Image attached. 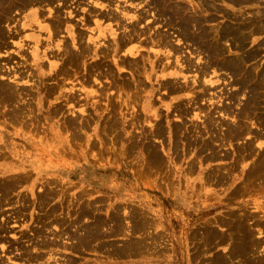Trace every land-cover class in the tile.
<instances>
[{
    "label": "rangeland",
    "instance_id": "obj_1",
    "mask_svg": "<svg viewBox=\"0 0 264 264\" xmlns=\"http://www.w3.org/2000/svg\"><path fill=\"white\" fill-rule=\"evenodd\" d=\"M21 1H24L26 6L23 4L19 9L15 8L5 13L3 12L8 6H11L10 4L15 5L16 3H22ZM112 1L114 2V0ZM112 1L109 0V2ZM140 1L142 2L140 3ZM147 1L115 0L114 3H110V8L105 0H53L51 4H46L45 1L41 2V0H0V17H5L0 24V30L2 32L6 31L5 33L8 35L6 38L8 40V47L6 48L8 49L2 46L6 50L4 52L6 54H3L4 49H0L2 52H0V66L2 64V67H4L0 69V84L2 86L6 84V87L9 85L13 89L14 87H20V90H18L20 95L15 97L16 100H14L15 102L18 101V106L13 101L12 103H10L11 101L2 102V97L0 96V157H2V159L0 158V185L2 188L5 184L8 189V194L5 193L6 190H0V193H5L4 195L1 193L2 196L0 195V203L4 201L0 204V227H4L3 230L5 231L0 234L2 239H0V264H46L48 262V264H54V262L55 264H86L88 253L97 252L101 248L112 249L115 246L117 247L118 239L130 237L137 239L138 242L136 241V244L135 241L132 242L136 248L141 250H148L151 248V243L160 242L166 248L169 247V249L175 245V252L178 255L177 259L180 260L184 254L183 260L189 262L188 253L190 252L196 254L195 258H197L198 253L201 254V264H217L219 259L228 263L226 255L230 245L222 242L228 241L231 236H236L233 234L232 226L237 224L239 214L253 215L255 219H260L264 216V180L262 181L264 164H262L261 160H258L262 159L264 154V98H262L264 96V85H262L264 84V69H262L264 68V0H207L209 3L206 0H172V2L171 0H167V2L166 0H153L154 2L149 0L151 3ZM116 2L119 3L117 4ZM168 2L171 3V10L166 7V5H169ZM175 2L178 6H183L184 15L187 13L185 15L186 20L194 18V20L189 22L191 28L190 26L187 28V32L192 33L189 36L194 38L196 35L195 41L193 39L190 40L194 42H187L189 39L185 37L184 33V36H181L179 20L174 17L175 15H172L173 7H176ZM207 3L210 5H207ZM115 5L123 9L118 7V11ZM161 5H165V8L163 6L164 10ZM153 6L156 9H153ZM56 8L58 10H55ZM109 8L111 10L115 8L114 11L116 13L119 12L118 15L122 18V22H125L122 23L123 28L130 29L131 26L129 25L131 23L141 20L138 22L139 25H137L139 29L148 27L152 32L167 33L170 39L174 41V44L181 46L184 51L181 56L192 58L191 63L193 62V64H190L191 66L188 69L186 67L183 70L186 75L191 77L190 79H196L198 82L203 79L199 82L200 84H196L199 87L201 86V88L196 86L197 90H195L197 92L195 90L189 91L187 96L171 99L170 94L166 89H163V86L155 84L154 91L145 97L150 87L148 84L146 86L145 79L141 78L140 84L137 83L135 86L133 81L136 78L130 74V69H127L126 66L124 68L123 66L119 67V64L120 66L124 65L121 62L122 58L123 60L127 59L126 61L132 60V57L123 53V51H121L122 53L120 52L121 54L109 51L111 56H107L108 58L103 57L99 53L88 55L80 59L81 61H77L78 63L75 61L74 64H69L67 59L62 56L63 52L60 50L62 48L60 46H63V44H65L64 46L67 45V48L70 47V43L71 47L72 44H76L73 45V49L69 48L71 52L74 51L73 53L88 45L93 49L96 47L98 49L107 48L108 46L112 48L114 34H119L123 28L119 26L117 31L116 27H114L116 26L113 23L114 21L111 20L110 22L113 23L111 24L109 19L105 21L107 19L98 16L99 13L102 14ZM50 11L52 12L51 14ZM155 11L157 12L155 13ZM162 11H165L166 14ZM167 12L172 13H169L171 14L169 16ZM36 13H38L37 16L35 15ZM53 15H59L63 24V19L68 18L70 20H65L68 26L62 25L63 28L59 29H62V32L57 30V32L55 31L56 36L49 38L45 27L49 25L54 28L55 18H52ZM90 16L94 20H90L91 18H88ZM158 16L163 17V19ZM201 16L205 17V19L203 20ZM166 19L167 22H165ZM168 19H172L173 23ZM126 24L128 25L126 26ZM191 24L196 27L194 28ZM197 27H199L198 30ZM13 28H16L14 32L12 31ZM201 29L202 31L205 30L204 33L207 35L209 42H215V44L219 45L221 53L215 55L217 61L220 60L219 62L222 64L224 61L235 59V57L238 58L235 60L240 59L241 64L243 63L241 65L243 70L238 72V69L239 75L235 74L238 76L232 75L230 71H226L224 68H217L216 65L212 67L206 66L207 58L205 56H207V53L200 51L199 45H201V42H196L199 38L198 36H200ZM68 30H73L77 34L82 33L84 44H81L84 46L79 44L81 46L79 48L78 42L69 38L70 31ZM191 30L194 31L191 32ZM228 30H231L235 35L224 37V33L228 32ZM194 32L195 34H193ZM87 36L88 38H86ZM149 36L143 35L141 37L142 41L139 39V42L131 44V47L142 46L143 48H139L141 51H148V47H152L151 50L159 48V46H146L143 44L144 39ZM89 37L94 40L92 44L88 41ZM109 43L111 44L109 45ZM195 43L197 44L196 46ZM100 44H102L101 47H99ZM107 44L108 46H106ZM57 45L60 49L57 48ZM32 47L33 49H31ZM53 51L55 52L53 53ZM33 53H35L36 59H33ZM159 54L163 55L164 50L163 53L160 52ZM242 55L246 56L243 57ZM112 56H115V58ZM170 56L171 58L169 59L164 57L151 58L158 66L156 73H159L158 71L165 63L170 65L168 68H171L173 72H177V69L181 70L176 63V58L174 59L171 54ZM216 56L219 57L216 58ZM143 59L141 57L139 60L142 61L144 66L145 62ZM242 59L243 61H241ZM117 60L118 66L116 65ZM51 62L57 65L54 70H50L49 64ZM97 62L101 63L100 65L98 63V67L95 69ZM4 63L5 65L3 66ZM77 64L79 67H77ZM200 64H202L201 67ZM203 64H205L207 72L202 78L199 76H201V68L205 67ZM71 66L73 69H71ZM74 67L77 68L74 69ZM212 68L213 70H211ZM192 69L195 70L193 71ZM245 70L247 71L246 73L244 72ZM198 71L199 73H197ZM67 72L72 76H69ZM243 72L245 74H242ZM55 73H59L58 75L62 77L59 76L58 79V75ZM249 73L252 74L250 75ZM246 75H250L252 78ZM22 76H24L25 80ZM245 77L248 79L247 81ZM173 79L170 81L178 84L182 82L179 76ZM239 80L243 81L249 88H243L242 85L235 82ZM201 83L203 84L201 85ZM206 87L209 88L207 89ZM216 89L222 94L219 95ZM144 90L146 93H142ZM27 91L29 92L26 93ZM30 91L32 92L30 93ZM62 91L63 93H61ZM233 92H235V97H238L237 99L233 96ZM63 94L66 96H62ZM70 95L72 97L71 101L66 100ZM194 96L199 102L194 99ZM221 96H223V99ZM62 97L66 98L63 99ZM160 97L161 99H159ZM200 97L202 98V100L200 99L201 101L199 100ZM204 97L210 100H206ZM247 97L250 98L249 101ZM251 97L255 99L252 101L255 105L251 104L252 106L250 105ZM28 99L31 100L28 101ZM158 99L164 101V103L159 102ZM124 100L126 101L124 102ZM149 101L153 103L154 111H156L158 116L161 115L153 122H151L152 117L148 114L149 112L145 110L149 109V107H145V104L147 105ZM205 101L210 102L207 103ZM27 102L32 103L29 104ZM192 104L197 107H189ZM20 105L24 107H20ZM225 105L233 110L230 116L219 112L222 109L220 107L226 108ZM14 107L15 111L12 109ZM206 107L207 110H204ZM142 108L145 109L143 110ZM168 108L169 111H167ZM247 108L252 109L253 112L244 113ZM17 110L19 114L21 113V116L17 114ZM56 111L57 113H55ZM135 111H137V116L133 117L131 113H135ZM15 112L20 118L12 114ZM180 112L184 114L185 120H182L183 115L180 121L176 119L175 116L180 118L178 116ZM164 114L171 115L169 117L171 120L169 125L163 122L165 119ZM206 114H210V116L212 114V117L209 116L210 119H207ZM235 114L238 115L236 116ZM162 117L163 120L161 122ZM212 120L215 122L209 123ZM116 121L118 123L120 121V124L116 123ZM204 121L206 122L204 123ZM113 122L117 127L111 126ZM238 122H243V128L245 122L249 128L246 129L247 126L245 125L246 130L243 129V132H241V134L244 133L243 137H240L241 134L240 136L238 135V138L237 135L234 136L236 139L234 137L228 138V135L225 136L226 126L229 128L231 125L239 124ZM206 123L211 128H207L208 125ZM174 124H177L182 130L178 133L175 132L176 125ZM210 124L213 125L210 126ZM110 126L111 128H108ZM158 127H163L164 129L162 128V130H167V133H163L160 138L155 136ZM228 128H226V131ZM246 132L247 135H245ZM152 134L153 137H151ZM218 134L220 135L218 136ZM132 136L136 144L130 150L127 146L130 143L129 137ZM150 144L154 147L156 146L159 159L161 158L158 165L150 164L146 158L150 151L148 148ZM247 144L249 145L245 148ZM249 147L253 150L249 149ZM1 154L4 155L2 156ZM258 163L261 166H259L258 172L262 175L260 177L259 174H255L253 177L250 172L255 164ZM87 170H91L94 173L90 178L86 179L84 173ZM19 176L21 179H19ZM96 176L103 181L97 183ZM260 178L261 180H259ZM241 184L242 186H240ZM254 185L256 187L260 186L256 188ZM17 186L19 187L16 188ZM247 186L248 188L246 189L245 187ZM11 187H14V189H11ZM239 187H243L242 190ZM45 189H47L46 192L53 190L52 192L54 193L52 194L50 191V197L53 200L43 206L40 205L38 193L43 194ZM252 189L257 190L254 191ZM54 194L57 195L54 197ZM51 207L56 210L55 212L53 211V215L49 213ZM83 210L88 211L86 213ZM82 212L85 213L82 214ZM97 219L104 223L99 228L105 235L95 242L90 239L91 245H79L78 248V244H76L78 243V238L82 233L85 235L86 231L89 232L87 225H91ZM255 219L252 218L250 220V225L254 223L252 220ZM118 220L119 222H117ZM222 221H225V223H222ZM252 227H254L252 228L254 238L256 235H259L256 237L264 238V230L259 225ZM259 233L262 235L261 237ZM4 236L6 240L3 239ZM35 238L39 246L41 244L40 240L50 242L47 245L48 247L45 246L47 244L45 242L44 246L46 248L44 246L42 247L43 249L41 248L42 253L46 252L43 259L38 263L27 261V259L21 261L23 260L22 254L25 248H29L30 251L34 250V252L39 249V246L37 247L35 244ZM55 238H57L56 241L52 240ZM221 238H224V240ZM5 241H8V243ZM58 243L60 244L58 245ZM70 246H76L78 250L76 248L72 249ZM33 247L34 249L32 250L31 248ZM257 247L264 252V244L257 245ZM258 248L255 249V252H258ZM66 258L74 259V261L76 259L77 261L70 263L67 262Z\"/></svg>",
    "mask_w": 264,
    "mask_h": 264
},
{
    "label": "bare ground",
    "instance_id": "obj_2",
    "mask_svg": "<svg viewBox=\"0 0 264 264\" xmlns=\"http://www.w3.org/2000/svg\"><path fill=\"white\" fill-rule=\"evenodd\" d=\"M43 1H45V3L46 4H51V2L53 1V0H41V2H43ZM64 1V0H63ZM70 1V0H69ZM104 1V0H103ZM105 1H107V4L109 5L108 7H110L111 6V4L110 3H112L113 1L112 0H110V1H112V2H109V0H105ZM116 1H118V0H116ZM134 1V0H133ZM151 1V0H150ZM153 1V0H152ZM165 1V0H164ZM205 1V0H204ZM207 1V0H206ZM231 1V0H230ZM22 3H16L15 5L14 4H10L11 6H8L6 9H5V11L3 10V12L5 13V12H7V11H10V10H13V9H15V8H17V9H19V7H21V5L23 6V4L25 3L24 1H21ZM57 2V1H56ZM98 2V1H97ZM101 2V1H100ZM109 2V3H108ZM114 2H115V0H114ZM113 2V3H114ZM142 1H140V3H141ZM147 2H149V0L147 1ZM154 2V1H153ZM161 2V1H160ZM166 2H167V0H166ZM171 2H172V0H171ZM208 2V1H207ZM106 3V2H105ZM117 4L119 3V2H116ZM149 3H151V2H149ZM155 3H156V1H155ZM154 3V4H155ZM179 3V2H178ZM209 3V2H208ZM207 3V5H210L211 4V2H210V4H208ZM19 4V5H18ZM65 4H67V3H65ZM101 4V3H100ZM153 4V3H152ZM153 4V5H154ZM156 4H158V3H156ZM155 4V5H156ZM163 4V3H162ZM167 4V3H166ZM168 4L169 5H166V7H168L167 9H169V10H171V6H170V2H168ZM174 4V3H173ZM181 4V3H180ZM183 4V3H182ZM202 4H203V1H202ZM214 4V3H213ZM18 5V6H17ZM159 5V4H158ZM157 5V6H158ZM205 5H206V2H205ZM24 6H26V4H24ZM37 6V5H36ZM152 6V5H151ZM150 6V7H151ZM156 6V7H157ZM162 6V9H163V6H164V8H165V5H161ZM160 6V7H161ZM175 8L173 7V9L174 10H172V12H173V14L172 15H175L174 17H177V19L179 20V27L181 28V36L183 37L184 35H185V37L187 38V39H189V41H187V42H194L195 40H196V35H195V39L194 38H192L191 36H189V35H191L190 33H188L187 31H188V26H190L189 25V22L191 21V20H194V18L193 19H191V20H186V17H185V15H187V13L184 15V13H183V6L182 7H180V6H178L177 4H176V2H175ZM204 6V5H203ZM119 7V6H118ZM118 7H116V5H115V8H116V10H118L117 8ZM155 6H153V9H156V8H154ZM209 7V6H208ZM111 8V7H110ZM107 9V11H105V12H103L102 14H100L99 13V15L98 16H101V17H104V19H107V20H105V21H108V19H109V22L112 20V21H114L113 23H115L114 25H116V26H114V27H116V29L119 27V26H123V22H122V18L118 15V13H116L114 10H115V8L113 9V10H111V9ZM120 8V7H119ZM186 8V7H185ZM99 9V8H98ZM120 9H123V8H120ZM158 9V8H157ZM167 9H166V11H167ZM55 10H58L57 8L55 9ZM62 10V9H61ZM161 10V9H160ZM160 10H159V12H160ZM164 10V9H163ZM185 10V9H184ZM2 11V10H1ZM60 11V10H59ZM90 11V10H89ZM99 11H100V9H99ZM119 11V10H118ZM124 11V10H123ZM158 11V10H157ZM157 11H155V13L157 12ZM211 11V10H210ZM61 12V11H60ZM88 12V11H87ZM98 12V11H97ZM121 12H122V10H121ZM158 12V13H159ZM163 12V11H162ZM172 12H169V13H172ZM204 12V11H203ZM52 12L50 11V14H51ZM56 13H57V11H56ZM90 13V12H89ZM123 13V12H122ZM157 13V14H158ZM164 14H166L165 13V11L163 12ZM168 13V12H167ZM168 13V15L170 16L171 14H169ZM1 14H2V12H1ZM161 14V13H160ZM36 16L38 15V13H36L35 14ZM59 15H60V13H59ZM59 15H53V19L55 18V24H54V22L52 21V23L54 24V28H51L49 25H46V27H45V30H47L46 32H48L47 34H48V36H49V38L51 37H53L56 33H55V31L57 32V30H58V32H62V29L61 30H59L61 27L63 28V26H68L67 24L68 23H65V20H67V19H63L64 20V24L63 23H61V19H60V16ZM65 15H66V13H65ZM90 15V14H89ZM95 15V14H94ZM121 15V14H120ZM123 15V14H122ZM159 15V14H158ZM165 16V15H164ZM66 17V16H65ZM64 17V18H65ZM92 17H93V15H92ZM95 17V16H94ZM97 17V16H96ZM144 17V16H143ZM158 17H161V16H158ZM168 17V16H167ZM174 17H173V20H174ZM189 17V16H188ZM201 17H203V16H201ZM3 18H5L4 16L1 18L0 17V24H1V22H2V20H3ZM27 18V17H26ZM40 18V17H39ZM63 18V17H62ZM89 19L91 18V16L90 17H88ZM99 18V17H98ZM162 19H163V17H161ZM171 18V17H170ZM190 18H191V16H190ZM123 19H124V17H123ZM141 19V18H140ZM196 19V18H195ZM205 19V17H203V20ZM208 19V18H207ZM11 20V19H10ZM62 20V21H63ZM68 20H70V19H68ZM87 20V19H86ZM90 20H94L93 18H91ZM100 20V19H99ZM129 20H130V18H129ZM168 20H170V22L172 21V19H168ZM198 20V19H197ZM12 21V20H11ZM105 21H104V23H105ZM141 20H138L137 22H133V23H131L129 26H131V28L129 29V28H123V30L121 29V27H120V29L122 30V32H120L119 34H114V37L112 38V48L111 47H109L108 46V44L106 45V46H108L107 48H100V49H98V47H96L95 49H93V48H91L89 45L88 46H85V47H83V48H80L81 46L79 45V44H81V43H83L84 44V42H83V40H84V36H83V34L82 33H80V34H77V33H75V32H73V30H68V31H70V34H69V38H71V39H73V41H77L78 43V45H79V48L80 49H78L77 51H76V53H73V52H71L70 51V47H71V43L69 44V46L70 47H66V46H64L65 44H63V46H60V48L58 47V45H57V48H59L62 52H63V54H62V56H64L66 59H67V61H68V63L70 64H74V62L76 61V63H78L79 62V60L80 59H82L83 57H86V56H88V55H95V54H101V55H103V57H107V56H109L110 55V52H114V53H119V54H121L122 52L121 51H123V53H125V54H127V55H130V57H132V60H128V61H126V60H123V58H122V60H121V62H122V64H124V65H121L120 66V64H119V67H122L123 66V68H124V66H126L127 67V69L129 68L130 69V74L133 76V77H135L136 79H134L135 81H133L134 82V84H135V86L137 85V83L138 84H140L139 82H141V78H144L145 80V83H146V86H147V84L148 85H150V87H149V91L147 92V94H146V96L145 97H147V95L148 94H151V92L152 91H154V86H155V84H160L161 86H163V89H166V91H168V93L170 94H168L169 96H171L170 98L171 99H176V98H178V97H180V96H187L188 95V92L189 91H194L196 88V86H197V88L199 87V85H196L197 83H199V82H201L203 79H199L200 81L198 82L196 79H190L191 77H189L188 75H186V73L184 72V68H186L187 67V69L193 64V62L191 63V59H189V58H187L188 56H181L183 53H184V51L182 50V48H181V46H179V44L177 45V44H174V41H172L171 39H170V37H169V35L167 34V33H161V32H158V31H154V32H152V30L150 29V28H148V27H146V28H144V29H139L138 27H137V25H139V23L138 22H140ZM165 21V20H164ZM177 21V20H176ZM175 21V22H176ZM196 21V20H195ZM209 21H210V19H209ZM9 22V21H8ZM66 22H68V21H66ZM165 22H167V19H166V21ZM193 22V21H192ZM198 22V21H197ZM70 23V22H69ZM111 24H113L112 22H110ZM125 23V22H124ZM172 23H173V21H172ZM167 24V23H166ZM177 24V23H176ZM7 25V24H6ZM51 25V24H50ZM63 25V26H62ZM72 25V24H71ZM102 25V24H101ZM128 24H126V26H127ZM169 25V24H168ZM174 25V24H173ZM192 25V24H191ZM1 26V25H0ZM5 26V25H4ZM18 26V25H17ZM25 26V25H24ZM53 26V25H52ZM125 26V25H124ZM193 26V25H192ZM199 26V25H198ZM200 26H201V24H200ZM73 27V26H72ZM113 27V28H114ZM194 28L196 27L195 25L193 26ZM43 29H44V27H42ZM190 28H191V26H190ZM193 28V29H194ZM198 28L199 27H197V30H198ZM202 28V27H201ZM228 28V27H227ZM16 28H13V32H14V30H15ZM18 29V28H17ZM54 29V30H53ZM89 29V28H88ZM119 29V28H118ZM118 29H117V31H118ZM19 30V29H18ZM54 32H53V31ZM90 30V29H89ZM233 30V29H232ZM17 31V30H16ZM91 31H93V30H91ZM180 31V30H179ZM189 31H190V29H189ZM194 31V30H193ZM192 30H191V32H193ZM205 31V30H204ZM204 31H202V29H201V33H200V36H198L199 38H198V40L196 41L197 43H199V42H201V45H199L200 46V48H201V50L200 51H202L203 53H207V56H205L206 58H207V60H206V66L207 65H209L210 67H212V66H215L216 65V67L217 68H224V70H228V71H230V73L232 74V75H235L236 73L239 75V73L238 72H240V71H242L243 69H242V67H241V65L243 64H241V62L239 61V60H235V59H238V58H236L235 57V59H233V60H227V61H224L222 64H221V62H219L220 60H216L215 59V55H218L219 53H221V49H220V47H219V45L218 44H215V42L214 43H211V42H209V40L207 39V35L204 33ZM6 32V31H5ZM4 31L2 32L1 30H0V49L2 48V46L5 48V49H8V48H6V47H8V40L6 39L7 38V36L8 35H6V33H5ZM8 32V31H7ZM10 32V31H9ZM116 32V31H115ZM199 32V31H198ZM207 32V31H206ZM238 32V31H237ZM36 33H37V31H36ZM183 33H184V35H183ZM92 34V33H91ZM193 34H195V32L193 33ZM208 34V33H207ZM211 34V33H210ZM225 34V36L222 34V36H224V37H228V35H235V34H233L232 33V31L231 30H228V32H225L224 33ZM85 35V34H84ZM93 35V34H92ZM105 35H106V33H105ZM143 35H145V36H147V35H150L149 37H144L145 39H144V43L143 44H145L146 46H159V48H155V47H153V48H155V49H153V50H151L152 49V47H148V51H141L139 48L140 47H142V46H140V47H131V44H133V43H136V42H139V39L141 40V37L143 36ZM198 35H199V33H198ZM209 35V34H208ZM237 35V34H236ZM56 36V35H55ZM93 36H95V35H93ZM179 36V35H178ZM236 37V36H235ZM86 38H88V36L86 37ZM186 38H183V39H186ZM209 38V37H208ZM210 38H211V36H210ZM237 38V37H236ZM194 40V41H190V40ZM240 40H241V37H240ZM12 41V40H11ZM89 42H91V44H92V42H94V40H92V38H90L89 37V40H88ZM100 41V40H99ZM142 41V40H141ZM211 41V40H210ZM101 42V41H100ZM75 43V42H74ZM107 43H108V41H107ZM10 44V43H9ZM48 44V43H47ZM68 44V43H67ZM83 44H81V45H83ZM96 44V43H95ZM104 44V43H103ZM111 43H109V45H110ZM137 44V43H136ZM142 44V45H143ZM12 45V44H11ZM62 45V44H61ZM73 45H76V44H72V49H73ZM94 45V44H93ZM101 45L102 44H100V46L99 47H101ZM192 45V44H191ZM197 44L195 43V46H196ZM84 46V45H83ZM97 46V45H96ZM194 46V45H193ZM194 46V47H195ZM9 47H11V46H9ZM145 47V46H144ZM4 48H2V49H4ZM143 48V47H142ZM4 49V51H3V54H6V53H4V52H6V50ZM10 49V48H9ZM31 49H33V47L31 48ZM45 49V48H44ZM199 49V48H198ZM43 50V49H42ZM163 50H164V54L162 55V54H159L160 52L161 53H163ZM187 50V49H186ZM191 50V49H190ZM8 51V50H7ZM60 51V52H61ZM110 51V52H109ZM196 51V53H197V49L195 50ZM1 52V51H0ZM18 52V51H17ZM55 51H53V53H54ZM57 52V51H56ZM121 52V53H120ZM202 52H200V53H202ZM2 53V52H1ZM0 53V54H1ZM52 53V54H53ZM251 53V52H250ZM35 53H33V56H34V58L33 59H36V56L34 55ZM51 54V53H50ZM60 54V53H59ZM170 54L174 57V59L176 58V63L178 64V66L180 67V69L181 70H178L177 68V72H173L172 70H171V68H168V67H170V65L168 64V63H165L164 65H162V68H160V70L158 71L159 73H156L157 72V68H158V66L156 65V62H154V61H152V57L154 58V59H156V58H160V57H164V58H166V59H169V58H171V56H170ZM188 54V53H187ZM191 54H192V52H191ZM20 55V54H19ZM29 55V54H28ZM49 55V54H48ZM124 55V54H123ZM122 55V56H123ZM221 55V54H220ZM247 55V54H246ZM246 55H244V56H246ZM2 56V55H1ZM54 56V55H53ZM111 56V55H110ZM243 56V55H242ZM243 56V57H244ZM255 56V55H254ZM20 57H24V56H20ZM51 57H52V55H51ZM56 57V56H55ZM58 57H59V55H58ZM113 58H115V56H112ZM141 57H143L144 59V62H145V64H147V65H145L144 64V66H143V63H142V61L141 60H139ZM180 57H184V58H180ZM219 57V56H218ZM217 56H216V58H218ZM240 57V56H239ZM60 58V57H59ZM88 58V57H87ZM108 58V57H107ZM179 58H180V60H179ZM196 58V57H195ZM26 59V58H25ZM53 60H55L54 58H52ZM61 59V58H60ZM106 59V58H105ZM32 60V59H31ZM43 60V59H42ZM159 60V59H158ZM164 60V59H163ZM198 60H201V59H198ZM10 61V60H9ZM22 61V60H21ZM63 61H65V60H63ZM78 61V62H77ZM81 61V60H80ZM86 61H88V60H86ZM99 61H102V60H99ZM165 61V60H164ZM167 61H169V60H167ZM202 61V60H201ZM200 61V62H201ZM241 61H243V59L241 60ZM249 61V60H248ZM11 62V61H10ZM25 62V61H24ZM45 62V61H44ZM160 62V61H159ZM158 62V63H159ZM197 62V61H196ZM195 62V63H196ZM31 63V62H30ZM76 63H75V65H76ZM82 63V62H81ZM81 63H79V64H81ZM98 63L99 62H97V66H95V69H96V67H98ZM101 63V62H100ZM100 63H99V65H100ZM120 63V62H119ZM161 63H162V61H161ZM19 64V63H18ZM63 64V63H62ZM61 64V65H62ZM118 64V60L116 61V65ZM127 64V65H126ZM191 64V65H190ZM5 65V63L3 64V66ZM7 65V64H6ZM50 65V70H54V68H56L57 67V65L56 64H54V63H50L49 64ZM78 65V64H77ZM201 65L202 64H200V67H201ZM26 66V65H25ZM36 66V65H35ZM118 66V65H117ZM199 66V65H198ZM203 66H205V64H203ZM206 66L205 67H202L201 68V76H199V77H204L203 75L204 74H206ZM2 64H1V66H0V69H3L4 67H2ZM24 67V66H23ZM22 67V69H24ZM31 67H32V65H31ZM59 67H61V66H59ZM77 67H79V65L77 66ZM76 67V68H77ZM125 67V68H126ZM161 67V66H160ZM6 68V67H5ZM7 68H9V67H7ZM11 68V67H10ZM9 68V69H10ZM63 68V67H62ZM69 68V67H68ZM68 68H66V69H68ZM75 67H74V69H76ZM100 68V67H99ZM122 68V69H123ZM196 68H197V66H196ZM209 68V67H208ZM214 68V67H213ZM213 68L211 69V70H213ZM249 68V67H248ZM251 68H252V66H251ZM14 69V68H13ZM21 69V70H22ZM59 69V68H58ZM61 69V68H60ZM71 69H73L72 68V66H71ZM140 69H142V70H140ZM174 69V68H173ZM191 69V68H190ZM199 69V68H198ZM238 69H239V71H238ZM250 69V68H249ZM262 69H264V68H262ZM20 70V71H21ZM62 70H64V69H62ZM69 70V69H68ZM193 71L195 70V69H192ZM200 70V69H199ZM209 70V69H208ZM223 70V69H222ZM255 70V69H254ZM261 70V69H260ZM6 71H7V69H6ZM15 71V70H14ZM58 71V70H57ZM61 71V70H60ZM67 71V70H66ZM187 71V70H186ZM238 71V72H237ZM27 72V71H26ZM34 72V71H33ZM64 72V71H63ZM70 72H73V71H70ZM245 73L247 72L246 70L244 71ZM242 73V74H245V73ZM249 72V71H248ZM259 73H260V71H258ZM17 73H19V72H17ZM22 73V72H21ZM192 73V72H191ZM197 73H199V71L197 72ZM212 73H213V71H212ZM229 73V74H230ZM258 73V74H259ZM20 74V73H19ZM23 74V73H22ZM24 74H25V72H24ZM56 74V73H55ZM59 73H57L56 75H58ZM61 74H64V73H61ZM67 74L69 75V76H72V75H70L68 72H67ZM159 74V75H158ZM209 74H210V71H209ZM250 75L252 74V73H249ZM30 75V74H29ZM67 75V76H68ZM189 75H191L190 73H189ZM208 75V74H207ZM238 75H235V76H238ZM250 75H246V76H250ZM59 76H61V75H58V79H59ZM129 76V75H128ZM180 77L181 79L180 80H182V82H180V80L179 79H177V81L179 80V84L178 83H174V82H172V81H170V80H174L173 78H177V77ZM192 76H194V75H192ZM253 76V75H252ZM254 76H255V74H254ZM20 77V76H19ZM24 76H22V78H23ZM55 77H57V76H55ZM62 77V76H61ZM138 77H139V80H138ZM234 77V76H233ZM240 77V76H239ZM242 77V76H241ZM251 77V76H250ZM25 78H26V76H25ZM64 78V77H63ZM68 79H69V77H67ZM236 78V77H235ZM234 78V79H235ZM243 78V77H242ZM252 78V77H251ZM15 79V78H14ZM13 79V80H14ZM24 79V78H23ZM33 79V78H32ZM61 79V78H60ZM70 79H71V77H70ZM125 79H127V78H125ZM128 79H129V77H128ZM245 79H246V81L248 80L246 77H245ZM257 79H259V78H257ZM19 80V79H18ZM17 80V81H18ZM20 80H22L21 78H20ZM25 80V79H24ZM51 80V79H50ZM49 80V81H50ZM62 80V79H61ZM16 81V82H17ZM129 81H131V80H129ZM233 81V80H232ZM250 81V80H249ZM258 81V80H257ZM15 82V83H16ZM34 82V81H33ZM54 82V81H53ZM52 82V83H53ZM235 82H238L237 84H240V85H242V87L243 88H249V86L247 87V85L246 84H244L243 83V81H235ZM251 82V81H250ZM59 83V82H58ZM132 83V82H131ZM143 83V82H142ZM144 83V84H145ZM246 83V82H245ZM247 83H249V82H247ZM256 83V82H255ZM263 83V82H262ZM8 84V83H7ZM51 84V83H50ZM126 84H128V83H126ZM125 84V85H126ZM200 84V83H199ZM203 83H201V85H202ZM257 84H259V83H257ZM6 85V84H5ZM5 85H3L2 86V84H0V96L2 97V102L3 101H7V102H10V103H12V101L13 102H15L14 100H16V98L15 97H19V95H20V93L18 92V90H20L19 88L20 87H14V89L13 88H11V86H5ZM125 85H124V87H125ZM129 85V84H128ZM205 85V84H204ZM232 85V84H231ZM234 85V84H233ZM250 85H252V84H250ZM262 85H264V84H262ZM111 86H112V84H111ZM131 86H133V85H131ZM206 86V85H205ZM205 86H203V87H205ZM253 86V85H252ZM251 86V87H252ZM257 86V85H256ZM25 87V86H24ZM32 87V86H31ZM34 87V86H33ZM128 87H130V86H128ZM211 87V86H210ZM255 87V86H254ZM22 88V87H21ZM27 88V87H26ZM48 88V87H47ZM51 88V87H50ZM64 88V87H63ZM131 88V87H130ZM139 88H140V86H139ZM199 88H201V86L199 87ZM207 88V87H206ZM209 88V87H208ZM207 88V89H208ZM241 88V87H240ZM52 89V88H51ZM54 89V88H53ZM128 89V88H127ZM141 89V88H140ZM147 89V88H146ZM206 89V90H207ZM218 89V88H217ZM216 89V90H217ZM220 89V88H219ZM254 89V88H253ZM260 89V88H259ZM48 90V89H47ZM50 90V89H49ZM62 90H64V89H62ZM102 90V89H101ZM131 90H134V89H131ZM130 90V91H131ZM162 90V89H161ZM197 90V89H196ZM195 90V91H196ZM203 90V89H202ZM206 90H205V93H206ZM213 90H215V88H213ZM250 90V89H249ZM264 90V89H263ZM25 91H26V89H25ZM24 91V92H25ZM58 91V90H57ZM57 91H56V93H57ZM92 91V90H91ZM129 91V92H130ZM163 91H165V90H163ZM208 92H209V90H207ZM218 91V93H219V90H217ZM223 91V90H222ZM254 91V90H253ZM259 91V90H258ZM29 91H27L26 93H28ZM32 91H30V93H31ZM72 92V91H71ZM93 92V91H92ZM96 92V91H95ZM162 92V91H161ZM160 92V93H161ZM197 92V91H196ZM240 92V91H239ZM255 92V91H254ZM22 93V92H21ZM25 93V94H26ZM61 93H63V91L61 92ZM66 93V92H65ZM142 93H146L145 92V90H144V92H142ZM164 93V92H163ZM193 93V92H192ZM204 93V92H203ZM217 93V94H218ZM224 93V92H223ZM229 93V92H228ZM227 93V94H228ZM231 93V92H230ZM234 93L235 92H233V96L235 97V95H234ZM241 93V92H240ZM248 93H250V92H248ZM253 93V92H252ZM258 93H262V92H258ZM139 94V93H138ZM195 94V93H194ZM220 94H222V93H219V95ZM263 94V93H262ZM261 94V95H262ZM22 95V94H21ZM33 95V94H32ZM136 95V94H135ZM159 95V94H158ZM158 95H157V98H158ZM162 95V94H161ZM198 95V94H197ZM205 95V94H204ZM203 95V96H204ZM210 95V94H209ZM214 95H215V93H214ZM219 95H217V96H219ZM226 95V94H225ZM225 95H224V97H225ZM228 95H230V94H228ZM227 95V96H228ZM237 95H239V94H237ZM257 95H259V94H257ZM257 95H256V97H257ZM264 95V94H263ZM23 96V95H22ZM62 96H66V95H62ZM131 96V95H130ZM139 96V95H138ZM137 96V97H138ZM155 96H156V94H155ZM154 96V97H155ZM167 96V95H166ZM201 96V95H200ZM206 96V95H205ZM207 96H208V94H207ZM216 96V97H217ZM24 97V96H23ZM26 97V96H25ZM59 97H61V96H59ZM168 97V96H167ZM202 97V96H201ZM199 98V100L201 99L202 100V98ZM211 97V96H210ZM214 97V96H213ZM222 97V99H223V96H221ZM33 98V97H32ZM37 98V97H36ZM47 98V97H46ZM51 98V97H50ZM49 98V99H50ZM63 99H65L66 97H62ZM72 97H71V95L69 96V97H67L66 98V100H70ZM139 98V97H138ZM205 98V97H204ZM218 98V97H217ZM217 98H215L216 100H218ZM226 98V97H225ZM224 98V99H225ZM236 98V97H235ZM238 98V97H237ZM236 98V99H237ZM248 98V97H247ZM252 98V97H251ZM262 98H264V96L262 97ZM23 99H25V98H23ZM34 99V98H33ZM135 99V98H134ZM143 99V98H142ZM146 99V98H145ZM159 99H161V97L159 98ZM158 99V100H159ZM194 99H196V97L194 96ZM206 100L207 99H209V98H205ZM213 99V98H212ZM211 99V100H212ZM214 99V100H215ZM249 99L250 98H248L247 100L249 101ZM19 100V99H18ZM31 99H28V101H30ZM51 100V99H50ZM155 100H157V99H155ZM162 100H163V98H162ZM162 100H159V102H161V103H164V101H162ZM166 100V99H165ZM185 100V99H184ZM183 100V101H184ZM200 100V101H201ZM204 100V99H203ZM210 100V99H209ZM232 100H234V99H232ZM246 100V101H247ZM255 99L254 98H252L251 99V103H250V105L251 104H254L252 101H254ZM65 101V100H64ZM71 101V100H70ZM74 101V100H73ZM72 101V102H73ZM126 100H124V102H125ZM167 101V100H166ZM187 101H190V100H187ZM187 101H186V103H187ZM195 101V100H194ZM196 101H197V99H196ZM236 101V100H235ZM234 101V102H235ZM18 102V101H17ZM17 102H15V105L17 104ZM20 102V101H19ZM75 102H76V100H75ZM109 102H110V100H109ZM128 102V101H127ZM156 102H158V101H156ZM191 102L192 103H194L192 100H191ZM197 102H199V101H197ZM205 102H207V101H205ZM210 102V101H209ZM209 102H207V103H209ZM212 102V101H211ZM216 102V101H215ZM221 102V101H220ZM233 102V101H232ZM27 103H29V102H27ZM30 103H32V102H30ZM29 103V104H30ZM70 103V102H69ZM116 103V102H115ZM180 103V102H179ZM223 103V102H222ZM231 103V102H230ZM257 103H260V102H257ZM5 104V103H4ZM72 104V103H71ZM77 104H79V102H77ZM112 104H113V102H112ZM134 104H135V102H134ZM213 104H214V101H213ZM212 104V105H213ZM215 104H217V103H215ZM232 104V103H231ZM235 104H236V102H235ZM245 104V103H244ZM247 104V103H246ZM26 105V104H25ZM69 105V104H68ZM130 105V104H129ZM139 105V104H138ZM141 105V104H140ZM249 105V104H248ZM249 105V106H250ZM255 105V104H254ZM17 106H18V104H17ZM22 105H20V107H21ZM157 106V105H156ZM177 106V105H176ZM194 106H196V105H194ZM193 106V104H192V106H189V107H194ZM202 106V105H201ZM252 106V105H251ZM250 106V107H251ZM258 106V105H257ZM256 106V107H257ZM22 107H24V106H22ZM138 107V106H137ZM145 107H149V109L147 110V109H145V108H142L143 110L145 109L146 110V112H149L148 114H150V116L152 117V119H151V122H153V120H156V119H158V117H160V116H158V114L156 113V111H154V106H153V103L151 102V101H149V103L146 105L145 104ZM178 107H181V106H178ZM197 107V106H196ZM203 107V106H202ZM208 107V106H207ZM207 107H206V109H204V110H207ZM225 107H226V105H225ZM242 107H244V106H242ZM135 108V107H134ZM177 108V107H176ZM201 108V107H200ZM200 108H198V109H200ZM220 108H222L221 109V111L219 110V112L221 113L222 112V114L224 113L225 115H227V116H230V113H231V111H233V110H231L232 108H229V107H226V108H224V107H220ZM246 108V107H245ZM13 109V111H15L14 109H15V107L14 108H12ZM11 109V110H12ZM172 109V108H171ZM174 109H175V107H174ZM195 109V108H194ZM197 109V110H198ZM218 109H219V107H218ZM11 110H9V111H11ZM84 110V109H83ZM82 110V111H83ZM87 110V109H86ZM190 110V109H189ZM191 110H193V109H191ZM200 110H202V109H200ZM199 110V111H200ZM212 110V109H211ZM236 110V109H235ZM242 110V109H241ZM20 111H21V108H20ZM24 111V110H23ZM22 111V112H23ZM26 111V110H25ZM138 111V110H137ZM137 111H135V113H131L132 114V116L133 117H136L137 116ZM167 111H169V108L167 109ZM174 111V110H173ZM188 111V110H187ZM193 111H195V110H193ZM198 111V112H199ZM217 111V110H216ZM17 112V114L18 115H20L19 114V112H18V110L16 111ZM16 112L15 113H12V114H14V115H17L16 114ZM84 112V111H83ZM87 112V111H86ZM176 112V111H175ZM206 112V111H205ZM204 112V113H205ZM211 112V111H210ZM238 112V111H237ZM236 112V113H237ZM243 112V111H242ZM250 112H253V110L252 109H245L244 110V113H250ZM6 113H8V112H6ZM10 113V112H9ZM55 113H57V111L55 112ZM110 113V112H109ZM108 113V114H109ZM112 113V112H111ZM114 113V112H113ZM166 113H168V112H166ZM219 113V114H220ZM22 114H24V113H22ZM116 114V113H115ZM114 114V115H115ZM144 114V113H143ZM172 114V113H171ZM175 114V113H174ZM173 114V115H174ZM180 115H178V116H180V118H177V116H175L176 117V119H178L179 121H180V119H181V116L183 117V119L182 120H185V118H184V114L183 113H179ZM186 114V113H185ZM188 114V113H187ZM195 115H196V113H194ZM194 114H192V115H194ZM253 114V113H252ZM251 114V115H252ZM6 115V114H5ZM9 115V114H8ZM17 115V116H18ZM111 115H113V114H111ZM165 115V114H164ZM221 115V114H220ZM236 115V114H235ZM238 115V114H237ZM236 115V116H237ZM244 115V114H243ZM17 116H16V118H17ZM21 116V115H20ZM171 116V115H170ZM168 114H166L165 115V119H164V121L163 122H165V124L166 125H169V123H170V119H169V117H170ZM200 116V115H199ZM205 116V115H204ZM206 116H207V119L209 118V116H210V114L208 115V114H206ZM223 116V115H222ZM19 117V116H18ZM76 117V116H75ZM110 117V116H109ZM187 117H188V115H187ZM186 117V118H187ZM210 117H212V114H211V116ZM245 117V116H244ZM20 118V117H19ZM77 118V117H76ZM113 118V117H112ZM114 118H115V116H114ZM113 118V119H114ZM118 118V117H117ZM231 118V117H230ZM234 118V117H233ZM236 118V117H235ZM246 118V117H245ZM244 118V119H245ZM200 119V118H199ZM205 119V118H204ZM210 119V118H209ZM213 119V118H212ZM237 119H238V117H237ZM241 119H242V117H241ZM74 120H75V118H74ZM109 120V119H108ZM111 120V119H110ZM115 120H116V118H115ZM134 120H135V118H134ZM137 120V119H136ZM160 120V119H159ZM162 120H163V117H162V119H161V122H162ZM206 120V119H205ZM247 120V119H246ZM251 120V119H250ZM132 121V120H131ZM208 121V120H207ZM211 121V120H210ZM73 122V121H72ZM76 122H77V120H76ZM75 122V123H76ZM110 122V121H109ZM178 122V121H177ZM206 121H204V123H205ZM213 122H215L214 120H212V122H209V123H213ZM235 122V121H234ZM237 122V121H236ZM116 123H118L117 121H116ZM131 123V122H130ZM133 123V122H132ZM182 123V122H181ZM239 124H236V125H231V124H228V125H231V126H229V128L226 126V128H228V130L226 131V128H225V132H226V134H225V136L226 135H228L229 137L228 138H230V137H234V136H236L237 135V138L240 136V134H241V132H243V129H245V125H246V123L244 122V128H243V122L242 123H240V122H238ZM73 124H74V122H73ZM118 124H120V121H119V123ZM157 124V123H156ZM161 124V123H160ZM163 124V123H162ZM165 124H164V126H165ZM184 124H186L185 122H184ZM207 125H208V127L207 128H211V127H209V124L208 123H206ZM215 124V123H214ZM225 124H226V122H225ZM234 124V123H233ZM72 125V124H71ZM75 125V124H74ZM108 125V124H107ZM109 125H110V123H109ZM158 125V124H157ZM174 125H176V128H175V132H179L180 130H182L177 124H174ZM179 125H182V124H179ZM206 125V126H207ZM211 125H213V124H210V126ZM217 126H218V124H216ZM216 125H214L215 127H216ZM220 125V124H219ZM111 126H115V123L113 122V124L111 125ZM111 126L110 127H108V128H111ZM162 126V125H161ZM160 126V127H161ZM182 126H184V125H182ZM206 126H205V128H206ZM247 126V125H246ZM75 127V126H74ZM115 127H117V126H115ZM136 127V126H135ZM138 127V126H137ZM155 127H157V126H155ZM168 127V126H167ZM220 127H221V125H220ZM163 128V127H162ZM162 128H157V132L155 133V136L156 137H161L162 135H163V133L165 134V133H167V130L165 129V130H162ZM183 128V127H182ZM218 128V127H217ZM248 128V126L246 127V129ZM112 129H113V127H112ZM135 129V128H134ZM159 129V130H158ZM164 129V128H163ZM212 129H213V126H212ZM216 129V128H215ZM245 129V130H246ZM249 129V128H248ZM106 130V129H105ZM149 130V129H148ZM155 130H156V128H155ZM154 130V131H155ZM220 130H221V128H220ZM224 130V129H223ZM244 130V131H245ZM250 130H251V128H250ZM210 131V130H209ZM214 131V130H213ZM216 131V130H215ZM153 132V131H152ZM247 132H248V130H247ZM247 132H246V134L245 135H247ZM250 132V131H249ZM140 133H141V131H140ZM146 133V132H145ZM177 133H175V134H177ZM186 133V132H185ZM189 134V133H188ZM217 134V133H216ZM244 134V133H243ZM243 134H241V136L240 137H243ZM250 134H251V132H250ZM220 134H218V136H219ZM239 135V136H238ZM244 135V136H245ZM139 136H140V134H139ZM151 136V135H150ZM222 136V135H221ZM151 137H153V134H152V136ZM254 137V136H253ZM253 137H251V138H253ZM132 138H133V136L132 137H129V144H128V149H130V150H132L133 149V147L135 146V144L136 143H134V138H133V140H132ZM217 138V137H216ZM218 138H220V137H218ZM225 138H227V137H225ZM227 138V139H228ZM235 139H236V137H234ZM142 139V138H141ZM148 139V138H147ZM222 139V138H221ZM136 140V139H135ZM139 140H140V138H139ZM138 140V141H139ZM150 140H151V138H150ZM233 140V139H232ZM252 140V139H251ZM250 140V141H251ZM254 140H255V138H254ZM259 140V139H258ZM137 141V140H136ZM135 141V142H136ZM149 141V140H148ZM221 141H223V140H221ZM253 141V140H252ZM150 142H152V141H150ZM248 143H250V142H248ZM149 144V143H148ZM152 144V143H151ZM148 145V148H149V153H148V156L146 157L147 158V160H148V162L150 163V164H152V165H158V163H159V160L161 159H159V156H158V153H157V151H156V146L154 147L153 145ZM251 144V143H250ZM141 145V144H140ZM208 145V144H207ZM248 145L249 144H247L246 146H245V148L246 147H248ZM252 145V144H251ZM250 145V146H251ZM204 146H205V144H204ZM213 146V145H212ZM211 146V147H212ZM252 147V146H251ZM251 147H249V149H251ZM210 148V147H209ZM244 148V147H243ZM252 148H254V147H252ZM205 149V148H204ZM207 150V149H206ZM244 150V152H246V150L245 149H243ZM251 150H253V149H251ZM211 151V150H210ZM249 151V150H248ZM255 151V150H254ZM263 151H264V149H263ZM214 152V151H213ZM244 152H243V154H244ZM253 152V151H252ZM251 152V153H252ZM260 152V151H259ZM250 154V153H249ZM260 154V153H259ZM263 154V153H262ZM2 156L4 155V154H1ZM212 155V154H211ZM214 155H215V152H214ZM251 155H255V154H251ZM261 155V154H260ZM218 156V155H217ZM250 156V155H249ZM263 157H262V159H258V160H261L262 161V164H264V154L262 155ZM245 157V156H244ZM248 157V156H247ZM260 157V156H259ZM1 159H2V157H0ZM94 158V157H93ZM211 158V157H210ZM257 158V157H256ZM244 159V158H243ZM147 162V161H146ZM147 162V163H148ZM255 162V161H254ZM254 162H253V165H254ZM258 162V161H257ZM260 162V161H259ZM252 165V166H253ZM260 165H261V162H260ZM259 163L258 164H255V166L253 167V169H252V171L250 172V174H251V176H253L254 177V175L255 174H259L260 175V177H261V175L262 174H260L259 172H258V169H259ZM261 167V166H260ZM264 167V166H263ZM146 168V167H145ZM262 170V169H261ZM247 172H248V170H247ZM94 172H92L91 170H87V171H85V175H84V177L87 179V178H90L91 177V175L93 174ZM249 173V172H248ZM246 174V173H245ZM258 175V176H259ZM264 175V174H263ZM246 176H247V174H246ZM17 177V176H16ZM20 177V176H19ZM210 178H212L211 176H209ZM214 178H217L216 176H213ZM221 177V176H220ZM252 177V178H253ZM263 177V176H262ZM6 178H8V177H6ZM5 178V179H6ZM12 178H14V177H12ZM11 178V179H12ZM18 178V177H17ZM100 177H98V176H96V181H97V183L98 182H102L103 180L100 178ZM223 178V177H222ZM252 178H251V180H252ZM264 178V177H263ZM262 178V181L264 180ZM9 179H10V177H9ZM15 179V178H14ZM19 179H21V177L19 178ZM220 179V178H219ZM246 179V178H245ZM209 180V179H208ZM221 181H222V179H220ZM248 180V179H247ZM246 180V181H247ZM254 180V179H253ZM259 180H261V178L259 179ZM14 181H17V180H14ZM245 181V182H246ZM255 181V180H254ZM257 181H258V177H257ZM13 182V181H12ZM219 182V181H218ZM250 182V181H249ZM248 182V183H249ZM256 182V181H255ZM264 182V181H263ZM19 183V182H18ZM254 183V182H253ZM3 184V183H2ZM11 184V183H10ZM14 184H15V182H14ZM14 184H12V185H14ZM20 184V183H19ZM255 184V183H254ZM256 184H258V183H256ZM6 185H7V183H6ZM15 185H17V183L15 184ZM3 186H5V184L3 185ZM2 186V188H1V185H0V190L1 191H3V190H6L5 191V193H7L8 191V189H7V186H5V187H3ZM20 186V185H19ZM19 186H17L16 188H18ZM240 186H242V184L240 185ZM244 186V185H243ZM245 186H246V184H245ZM250 186V185H249ZM260 186V185H259ZM258 186V187H259ZM10 187V186H9ZM21 187V186H20ZM254 187H256L255 185H254ZM253 187V188H254ZM258 187H256V188H258ZM238 188V187H237ZM239 188H241V190H242V188L243 187H239ZM246 189L248 188V186L247 187H245ZM10 189V188H9ZM11 189H14V187L12 188L11 187ZM51 189V188H50ZM49 189V190H50ZM53 189V188H52ZM54 190V189H53ZM52 190V191H53ZM237 190V189H236ZM239 190V189H238ZM245 190V189H244ZM252 190H254V189H252ZM257 190V189H256ZM256 190H254V191H256ZM47 191V189H45V191H43V194H40V193H38L39 194V201L41 202V204L40 205H43V206H45V205H47V203H49V201L51 200H53V199H51V197H50V191L49 192H46ZM51 191V192H52ZM246 191V190H245ZM11 192V191H10ZM38 192H40V191H38ZM56 192V191H55ZM236 192V191H235ZM235 192H233L234 194H235ZM240 192V191H239ZM239 192H237V193H239ZM242 192V191H241ZM244 192V191H243ZM2 193V195H4L3 194V192H1ZM1 193H0V195H1ZM54 192H52V194H53ZM60 193V192H59ZM8 194V193H7ZM242 194V193H241ZM244 194V193H243ZM246 194V193H245ZM1 195V196H2ZM9 195H10V193H9ZM57 194H54V197L56 196ZM59 195V194H58ZM233 196V195H232ZM232 196H231V198H232ZM239 196V195H238ZM6 197H8V196H6ZM3 198V197H2ZM52 198H53V196H52ZM5 199V198H4ZM33 199V198H32ZM258 201V200H257ZM4 202V201H3ZM2 202V203H3ZM2 203H0V204H2ZM58 204V203H57ZM56 204V205H57ZM59 205V204H58ZM65 205V204H64ZM40 207V206H39ZM42 207V206H41ZM253 209V208H252ZM86 210V209H85ZM85 210H83V211H85ZM53 211L55 212L56 210H55V208L54 207H51V209H50V211H49V213H51L52 215H53ZM88 211V210H87ZM87 211H85L86 213H87ZM57 212H58V209H57ZM85 212H82V214L83 213H85ZM90 212V211H89ZM48 213V212H47ZM90 214V213H89ZM85 215V214H84ZM59 216V215H58ZM46 217H47V215H46ZM51 217V216H50ZM49 217V218H50ZM52 218V217H51ZM57 218V217H56ZM114 218V217H113ZM252 218H254L255 219V217L253 216V215H248V214H239V217L237 218V224L236 225H233L232 226V230H233V234L234 235H236L235 237L234 236H231V237H229V239H228V241H225V242H222V243H226V244H229L230 245V248H229V251H228V257H227V261H228V263H225L222 259H219L218 260V262H217V264H230V262H231V260H234V257H237L236 259H237V261L235 262L234 261V263L236 264H264V253L262 254L263 255V257L262 256H258V257H256V253H260L261 254V249L259 250V246L257 247V245H261V243L263 242V241H257L258 239L257 238H259V237H257L256 238V236H259V235H256L255 236V238H254V234H253V229L252 228H254V227H252V226H254V225H259L260 226V228L261 229H263L264 230V216H262L260 219H255V220H252L254 223V225L252 224V225H250V220L252 219ZM62 219V218H61ZM57 220H59V219H57ZM144 220V219H143ZM55 221V220H54ZM60 221V220H59ZM148 221H149V219H148ZM251 221V222H252ZM61 222V221H60ZM63 222V221H62ZM61 222V223H62ZM117 222H119V220L117 221ZM145 222V221H144ZM153 222V221H152ZM64 223V222H63ZM138 223V222H137ZM222 223H225V221H222ZM102 224H104L102 221H100V219L98 220H94L93 221V223H91V225L89 224V225H87V229L88 230H90L89 232H87L86 230V234L84 235L83 233H82V235L78 238V243H76V244H78L77 246H78V248H79V245H91L90 244V239H92V241L93 242H95V241H98L99 239H101V238H103V236L105 235L101 230H100V225H102ZM135 225H137V224H135ZM141 225V224H140ZM145 226V225H144ZM102 227V226H101ZM258 227V226H257ZM86 228V227H85ZM138 228H140V226H138ZM4 227H0V234H1V232H5L4 230ZM118 229V228H117ZM123 230V229H122ZM255 230V229H254ZM101 231V232H100ZM113 231V230H112ZM114 231H115V229H114ZM262 231V230H261ZM260 231V232H261ZM258 233V232H257ZM38 234V233H37ZM76 234V233H75ZM232 234V235H233ZM256 234V233H255ZM260 234V233H259ZM238 235V236H237ZM39 236V235H38ZM37 236V237H38ZM73 236H75V235H73ZM79 236V235H78ZM262 235L260 234V237H261ZM7 237V236H6ZM42 237H43V235H42ZM56 237H58L57 235H56ZM77 237V236H76ZM20 238V237H19ZM40 238V237H39ZM59 238V237H58ZM73 238V237H72ZM1 239V238H0ZM3 239H5L6 240V238H5V236H4V238ZM36 239V238H35ZM43 239V238H42ZM222 240H224V238H221ZM264 239V238H263ZM2 240V239H1ZM52 240H57V238H55V239H52ZM75 240H76V238H75ZM47 241V240H46ZM46 241H43V240H40V242H41V244H40V246L39 245H37V239H36V245H37V247L39 246V249L37 250V252L35 251L34 252V247L33 248H31L33 251H30L29 250V248L27 249V248H25V250H24V252H23V260H21V261H24V260H26L27 259V261H33V262H36V263H38V262H40L42 259H43V257H44V255H45V253H42L41 252V248L45 245V242ZM59 241V240H58ZM5 242H7L8 243V241H5ZM14 242V241H13ZM51 242H53V241H51ZM60 242V241H59ZM38 243H39V241H38ZM47 244L45 245V246H47L48 245V243H50L49 241L48 242H46ZM54 243V242H53ZM12 244H14V243H12ZM11 244V245H12ZM52 244V243H51ZM51 244H50V246H51ZM60 243H58V245H59ZM75 244V243H74ZM233 244V245H232ZM4 245V244H3ZM55 245V244H54ZM69 245H71V244H69ZM232 245V246H231ZM35 246V245H34ZM44 246V247H45ZM53 246V245H52ZM56 246H57V244H56ZM55 246V247H56ZM62 246V245H61ZM93 246V245H92ZM263 246V245H262ZM48 247V246H47ZM58 247V246H57ZM86 247H88V246H86ZM133 247H134V245H133ZM3 248V247H2ZM46 248V247H45ZM70 248H76V246H74V247H72V246H70ZM129 248V247H128ZM256 248H258V252H255V249ZM263 248V247H262ZM35 249H36V247H35ZM43 249V248H42ZM77 249V248H76ZM118 249V248H117ZM125 249V248H124ZM133 249V248H132ZM264 249V248H263ZM262 249V250H263ZM29 250V251H28ZM78 250V249H77ZM76 250V251H77ZM115 251V250H114ZM117 251V250H116ZM118 252V251H117ZM121 252H123V254H125L124 253V250L122 251L121 250ZM130 252H132V251H130ZM20 254V253H19ZM49 254V253H48ZM47 254V255H48ZM55 254V253H54ZM60 256H62L61 254H59ZM59 255H57V256H59ZM226 255V254H225ZM20 256V255H19ZM59 256V258H61ZM54 257V256H53ZM67 257V256H66ZM70 257V256H69ZM224 257V256H223ZM55 258H56V256H55ZM58 258V257H57ZM71 258H73L72 256H71ZM71 258H66L67 259V262H70V263H73V262H76L77 260L75 259V261H74V259H71ZM75 258V257H74ZM54 259V258H53ZM65 259V260H66ZM61 260H63V259H61ZM64 261V260H63ZM66 262V261H65ZM26 263V262H25ZM30 263V262H29ZM32 263V262H31ZM46 263V262H45ZM49 263V262H48ZM48 263H46V264H48ZM27 264V263H26ZM34 264V263H33ZM40 264V263H39ZM54 264H55V262H54Z\"/></svg>",
    "mask_w": 264,
    "mask_h": 264
},
{
    "label": "crops",
    "instance_id": "obj_3",
    "mask_svg": "<svg viewBox=\"0 0 264 264\" xmlns=\"http://www.w3.org/2000/svg\"><path fill=\"white\" fill-rule=\"evenodd\" d=\"M257 239H258L257 241L260 240L263 241L261 244H264L263 238H257ZM118 241L119 242L117 243V247L115 246L112 249L101 248V250H98L97 252L93 251L88 253V256L86 257V261H87L86 264H201L200 253H198L197 258H195L196 254L189 252L188 253L189 262L183 260L184 254L181 257V260L177 259L178 255L175 252L176 251L175 245L169 249V247L166 248L165 246H163L164 245L163 243L157 242V243H151V248H149L148 250L147 249L141 250L135 247L137 241L136 238L133 237L120 238L118 239ZM132 241H135V244H133ZM121 250L122 251L124 250L125 254H123ZM263 253L262 251L261 254L257 253L256 257L258 256L263 257L264 255ZM226 256L228 257V254ZM236 258L237 257H234V260H231L230 264H235L234 261L235 262L237 261Z\"/></svg>",
    "mask_w": 264,
    "mask_h": 264
}]
</instances>
